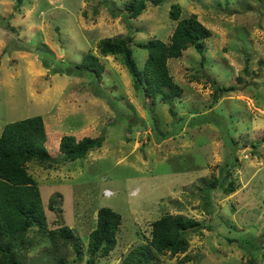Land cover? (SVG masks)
Instances as JSON below:
<instances>
[{"label":"rangeland","instance_id":"1","mask_svg":"<svg viewBox=\"0 0 264 264\" xmlns=\"http://www.w3.org/2000/svg\"><path fill=\"white\" fill-rule=\"evenodd\" d=\"M106 1L118 7L121 0ZM171 2L181 15L195 13L210 34L202 62L191 46L167 59L181 93L150 102L118 55L98 54L104 64L99 94L86 76L56 71L87 49L98 53L100 38L127 31L101 0H0V130L40 114L51 154L62 133L103 135L82 157L49 167L26 162L46 226L25 230L15 249L20 264H125L131 248L148 243L151 221L164 212L200 224L187 231L183 252L158 254L155 264H247L249 258L264 264V0H146L127 20L134 41L168 38ZM8 16L11 29L3 24ZM131 48L141 65L145 49ZM215 84L233 88L217 91L213 101ZM229 179L235 187L225 193L221 186ZM101 205L118 212L120 223L114 247L90 263L87 234ZM61 226L74 238L56 236L54 249L45 231ZM184 254L189 259L178 263Z\"/></svg>","mask_w":264,"mask_h":264},{"label":"trees","instance_id":"2","mask_svg":"<svg viewBox=\"0 0 264 264\" xmlns=\"http://www.w3.org/2000/svg\"><path fill=\"white\" fill-rule=\"evenodd\" d=\"M101 1L108 7L110 13L120 15L124 19L127 31L124 34L100 38L96 43L98 53L87 49L79 61L69 63L62 70L56 68V71L86 76L94 94H99L104 64L98 54L118 55L131 75L133 87L141 90L145 97L149 96L150 102L154 101L156 96L162 101L178 96L182 88L172 79L167 59L179 56L183 49L191 46L199 54L202 62L205 39L210 34V29L196 17L195 13L181 15L180 5L171 2L167 14L174 23L168 38L163 40L159 37H148L134 41L131 25L127 20L143 11L146 0H121L118 7L106 0ZM153 1L160 3L163 0ZM8 19L9 16L4 18L3 24L11 29ZM131 43L145 49L144 59L139 66L133 57ZM214 88L213 101L217 99V91L230 90L233 85L215 84ZM199 118L211 120L206 114L200 115ZM46 126L42 116L34 114L6 122L0 130V264H20L15 249L24 244L25 230L32 225H38L40 229L46 226L39 189L35 179L26 170V162L33 159L49 167L59 160H73L98 147L103 139L100 132L79 137L73 133H62L56 138L58 151L51 154L45 147L49 137L48 131L45 130ZM260 140L264 141V135ZM257 141L259 140L254 142ZM254 142L252 141V144ZM215 183L216 179H213L207 182V185L213 186ZM234 187L232 179H229L221 189L228 193ZM52 201L50 198V207ZM119 223L118 212L106 205L97 208L94 227L87 234L88 262L93 263L94 257L106 255L114 247ZM199 224L197 219L190 215L162 213L150 223L148 243L131 248L124 257L125 264H155L154 260L158 254L168 252L173 255L183 252L188 245L187 231L196 229ZM45 232L54 249L57 247L56 236L64 240L68 237L74 238V234L66 226L48 229ZM250 246L256 247L257 242L251 241ZM188 259V255L184 254L178 259V263ZM52 264L63 262L59 259ZM247 264H254L253 259L249 258Z\"/></svg>","mask_w":264,"mask_h":264}]
</instances>
